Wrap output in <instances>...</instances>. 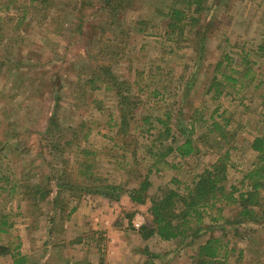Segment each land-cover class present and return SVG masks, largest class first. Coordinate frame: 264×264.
Instances as JSON below:
<instances>
[{
  "label": "rangeland",
  "instance_id": "rangeland-1",
  "mask_svg": "<svg viewBox=\"0 0 264 264\" xmlns=\"http://www.w3.org/2000/svg\"><path fill=\"white\" fill-rule=\"evenodd\" d=\"M163 1L135 0L131 9L121 13L117 30L105 34L107 40L114 41V36L124 31L117 40L127 44V48L120 54L122 57L125 53L124 57H119L122 61L114 66L115 72L121 80H128L129 85L136 83L132 87V94L139 102L136 118H151L140 124L134 140L133 132L126 133L125 138H117V147L111 141L119 123L114 92L99 83L85 85L92 72L91 65L86 66L87 56L98 47L102 18L96 17L95 12L90 17L85 15L81 34L73 25V10L79 6V0H49L41 6L32 5L30 0H0V223L6 224L0 227L4 230L0 233V247L14 253V248L20 245L19 252L27 257L28 264H96L103 260L101 258L106 264L120 261L143 264L152 260L153 255L158 256L152 260L153 264H193V251L182 249L183 245L163 242L156 237L147 241L142 239L140 231L133 228V222L138 218L145 224L149 207L131 205L125 194L113 203L88 194L79 202L68 203L60 197L58 207L52 205L53 197L43 200L39 190L33 187L36 184L45 192L57 191L58 178L77 169L76 162L82 158L77 153L79 145L97 153L96 178L106 185L123 186L128 179L139 180L137 175L132 177L121 171L124 164L131 166L133 158H137L140 175L147 176L152 184V195L161 194L166 188L184 192L233 146L237 149L231 151L229 173L236 188L242 178L238 171H248L257 162V155L249 146L261 134L260 121H264V60L255 54L264 40V0H206L207 4L203 3V6L208 7L203 21L214 14V7L210 8L212 11L208 8L216 3L218 8L214 16L222 20V30L219 32L215 24L208 28L202 55L183 43L178 57L169 55L175 47L165 39L163 20L158 17V12L172 3V0H165L166 4ZM8 5L9 9L6 8ZM54 16L55 24L52 25ZM131 25L133 28L129 30L127 27ZM224 27L229 29L227 42L220 34ZM228 51L247 55L255 64L256 78H260L263 87L255 90L257 82L248 87L242 80L226 89L216 105L208 106L212 113L221 105L218 115L227 112V117L233 120L227 128L228 135L233 136L228 137L226 143L208 134L207 128L202 126V112L197 108L213 81L214 69ZM98 64L99 60L93 62L94 67ZM182 78L187 81L183 86L180 85ZM157 91L160 97H156ZM226 92L232 97H224ZM187 95L191 96L190 100ZM179 110L184 118L177 117L176 123L180 122L183 129L191 117L198 120L191 138L199 153L183 160L174 153L157 159L159 172L154 168L148 175L156 160L148 152L151 141L157 139L158 144L170 146L174 136L178 141L185 140L191 126H188L189 133H182L171 122L173 137L170 135L166 139H159L160 134L154 136V132L149 137L145 131L160 125L156 118L166 121L167 112L176 116ZM216 118L217 122L223 123L222 119ZM55 143L60 144L58 152H50V146ZM68 162L70 165L66 170ZM173 179L181 184L173 183ZM83 183L89 186L85 181ZM99 185L95 183V186ZM262 197L264 199V190ZM90 202L97 208L89 207ZM73 208L84 209L89 214L95 210L96 219L103 215L107 225L114 222L117 226L108 235L100 231L91 233L98 229L91 230L90 223L80 227V219L75 226L78 216L74 213L71 215L74 221L71 222V217L66 221ZM234 214L236 216V212L228 215ZM260 214L258 211L260 222L255 224L256 227H245L247 231L253 230L248 231V240L236 243L233 235L226 239L230 262L264 264V212ZM54 215L57 224L51 227ZM227 228L232 230L233 227ZM92 238L101 242L104 255L88 246L92 244ZM230 249L234 252L230 253ZM0 264L13 263L10 258L0 255Z\"/></svg>",
  "mask_w": 264,
  "mask_h": 264
},
{
  "label": "trees",
  "instance_id": "trees-1",
  "mask_svg": "<svg viewBox=\"0 0 264 264\" xmlns=\"http://www.w3.org/2000/svg\"><path fill=\"white\" fill-rule=\"evenodd\" d=\"M48 1L49 0H30V3L32 5L41 6ZM79 1V3L77 2L79 6L73 10V16H75L73 25L75 29L80 30L79 33L82 34L81 28H83L85 24V15H89L90 17L92 12H95L97 14L96 17L102 18L99 27L101 37L98 47L95 48L94 51L88 53L87 56L88 61L86 62V66L89 67L91 65L92 75L90 74V76H88L89 79L85 80V85L89 83H99L100 85H105L108 91L114 92L115 98L117 99L119 123L117 124L118 131L115 137L111 138V141L118 147L116 143L117 138H125L126 133L129 134L133 132L131 137L134 140L137 138L136 131L139 130L140 124L147 123L151 120L148 116L136 118L139 102L132 94V87H134L136 83L129 85L128 80H121L122 78L118 77V74L115 72L114 66L119 64L122 61L120 58L125 55L124 53L122 57H120V54L127 48V44L123 45L124 42L117 40L123 36L124 31L121 30L120 33H117L114 36V41L107 40L105 36L109 31L114 32L117 30L120 24L119 22L121 21V13L131 9L135 0ZM163 2H165V0ZM203 3L207 4V1L172 0L170 6L167 7L166 5L165 8H162V10L158 12V17L163 20L162 28L165 29L164 37L168 42L173 43L175 47L170 50L169 55L178 57V50H181L180 45L183 43H187L190 45V49H195V51L199 52V55H202L207 42L205 35H207L206 32L208 28L214 27L215 24L219 32L222 30L224 25L222 24V20H218L219 17L214 16L216 15V8H218L217 4L214 3V6H209L208 10L214 7L215 11L214 14L208 15V17L204 19V22L202 17L208 5L204 8ZM9 6L10 5L6 6V8L9 9ZM37 13H39L38 9ZM47 16L48 13L45 14V17ZM55 18L56 16L51 20V23H53L52 25L55 24ZM35 21L40 25L43 24L37 20ZM127 28L132 30L133 26L131 25ZM129 30L127 29V32H129ZM139 31L141 32L142 30ZM228 32L229 29L224 27L223 32L220 33L222 38H225L226 42L228 38H230ZM193 36L195 39L194 41ZM121 46H125V48ZM241 48L243 51L244 48ZM107 50H109V52ZM107 54H111V56ZM255 54L258 59L264 60V40L260 42ZM95 60H99V64L94 67L93 62H95ZM214 70L213 81L203 93L201 105L197 109H200L202 112V118L204 117L203 120L201 119L202 126L207 128L208 134L216 136V140L220 139L222 142L227 143V138L233 136L228 135L229 132H227V128L231 125L233 120L231 117H227V112L218 115L221 105L216 106V110L212 113H210L208 106L210 104L216 105L222 98L226 89L236 86L242 80L246 81L248 87H251L257 82L256 87L254 86L255 90H260L263 87V82L260 78H256L258 72L257 69H255V64L251 63L247 55H243L242 52L228 51L223 54ZM138 78L139 77H137V79ZM156 79L158 80V78ZM183 79L184 78L181 79L182 81L180 80L181 86L187 82ZM160 82L159 80V83ZM155 95L156 97L161 96L158 91ZM190 97V95H187V99L189 98L190 100ZM224 97L231 98L232 95L230 92H226ZM232 100L238 102L240 105L243 104V102L236 101L233 98ZM262 106H264V102ZM177 117L184 118L180 110L177 112L176 116H172V114L170 115L167 112L166 121H161L156 118L155 120H157L160 125L152 126L145 131V134L149 137H152L151 133L154 132V136L155 134H160L159 139H166L168 136H172L173 129L170 126L171 122L173 123V127L177 128V130L182 133L188 132V126H191V130H189L190 133L188 132L189 134L186 136L185 140L178 141L174 136L170 146H164V144L161 143L158 144L157 139L151 141L148 152L149 155L156 160L154 162L155 164L150 166L148 175L157 167V159H162L164 156L174 153L177 158L183 160L199 153V150L195 146V142L191 138L194 130V123L198 121L197 118L191 117V120L186 123L185 127L187 128L184 127V131L180 122L179 124L176 123L178 121L176 120ZM216 117L222 119L223 123L217 122ZM260 124L261 127H263L261 134L256 137L249 146V149L257 155V162H255L248 171H238L242 176L239 182V188H236V185L231 183V175L229 173V168L231 167L229 165L232 155L231 151L234 152L237 149L236 146L231 147L224 154L220 155L215 160V163L212 164L210 168H206L191 186L185 188L184 192L166 188L163 193L152 195L150 194L152 184L147 176L140 175V164L137 158H133L131 166L129 163L124 164L121 171L124 170L132 177L137 175L139 180L128 179L123 186L106 185V182L104 183L101 179L96 178L95 170L97 164H95V158L97 153L86 148H80L81 145L79 144V146H77L79 152L77 153L82 158H79L76 162L75 167H77V169L70 174L65 172V176L58 178L59 183L57 191L52 189L45 192L41 189L40 185L36 184L33 188L39 190L43 200H46L48 197L55 198L52 200V205L54 207H58L57 200L60 197L65 198L68 203L73 201L79 202L88 194L95 198H106L109 202L113 203V200L118 201L121 196L125 194L131 205L149 207L147 221L140 230L141 237L144 241L156 237L163 242H176L179 245H183L182 249L189 248V250L193 251L194 256L191 258L193 264H237L238 262L234 260L233 262L229 261V242H225L226 239L230 235H233L232 238L237 240L236 243L244 239L248 240V231L251 229L247 231L245 227H249V225H252V227L254 225V227H256L255 224L260 222V220L257 219V212H261L260 215L264 212V199L262 197V190H264V121L261 120ZM59 145L60 144L56 143L52 144L49 148L50 152H58L57 148L60 147ZM67 145L70 146L71 144ZM122 147L125 153H128L124 144ZM154 150H156V152H154ZM160 152L165 153L160 154ZM134 155H136V147ZM76 159H78V157ZM90 160L93 161L91 162ZM69 165L68 162L66 170H68ZM118 169L120 168L118 167ZM156 172H159L158 168H156ZM71 177L73 178L71 179ZM83 181L89 184V186L84 185ZM172 181L177 185L181 184V181L177 179H173ZM97 182L100 183L99 186H95ZM126 186L128 188H126ZM53 209L57 211L56 208ZM76 211L77 208H73L67 216L66 221H68L71 215ZM232 212H236V216L235 214L234 216L228 215ZM56 215H54V219L50 223L51 227L57 224L55 223ZM1 225L6 224L0 223V227H2ZM227 226H232V230L228 229ZM51 232H53V229H51ZM0 233H4V230L0 229ZM19 248L20 245L14 248L16 252L11 253L9 248L4 246L0 247V255L4 258H10L13 264H28L27 257L19 252ZM144 252L146 254L147 250L145 249ZM232 252H234V250L230 249V253ZM241 253L240 255H242ZM156 258H158V256L153 255L151 259L153 260ZM239 259H242V256ZM152 260L145 264H153ZM101 264H104V262H101Z\"/></svg>",
  "mask_w": 264,
  "mask_h": 264
},
{
  "label": "crops",
  "instance_id": "crops-1",
  "mask_svg": "<svg viewBox=\"0 0 264 264\" xmlns=\"http://www.w3.org/2000/svg\"><path fill=\"white\" fill-rule=\"evenodd\" d=\"M99 199L100 200H105V201L108 202V200L106 198H99ZM90 206H92V208H97L96 204H93L92 202H90L89 207ZM94 212H95V210H93V213L92 214H89V212L88 213L85 212L84 209H79V210H77L74 213V216L75 215L78 216V218L76 219L77 222L74 221V216L71 217V222L74 221L75 226L76 225L78 226V221L80 219V227H82L81 225H84V227H85L86 226V223H87V226H88V224L90 223L91 230L92 229H98V230H93V232H91V233H98L96 231L103 232V234L105 233V235H108L109 232L111 233L112 232V229L115 228L117 226V224H115L113 222V224L109 223V225H107L105 223L107 220H103L102 219L103 215H101V217L99 219H96L95 217L97 216V214L94 213ZM100 232H99V234H101ZM103 234H101V235H103ZM90 243H92V244H89L88 245L89 247H91L93 249H97L98 251H101V254L104 255V253H102V250H104V249H103L102 244H101L100 241L94 240L92 238V241H90ZM101 259L104 260V258H101ZM101 262L102 261L99 260L96 264H101ZM104 264H106V263L104 262ZM117 264H123V263H121V261H120ZM143 264H145V263H143Z\"/></svg>",
  "mask_w": 264,
  "mask_h": 264
},
{
  "label": "built area",
  "instance_id": "built-area-1",
  "mask_svg": "<svg viewBox=\"0 0 264 264\" xmlns=\"http://www.w3.org/2000/svg\"><path fill=\"white\" fill-rule=\"evenodd\" d=\"M144 222L139 221L138 218L133 222V228L135 229L136 232H139L141 228L143 227Z\"/></svg>",
  "mask_w": 264,
  "mask_h": 264
}]
</instances>
